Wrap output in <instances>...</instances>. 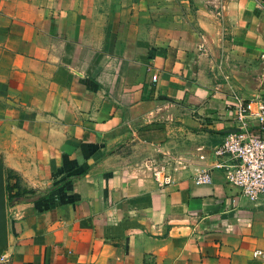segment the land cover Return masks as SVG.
I'll return each instance as SVG.
<instances>
[{"label":"crops","instance_id":"crops-1","mask_svg":"<svg viewBox=\"0 0 264 264\" xmlns=\"http://www.w3.org/2000/svg\"><path fill=\"white\" fill-rule=\"evenodd\" d=\"M260 6L0 0V156L35 191L0 264H264V197L215 154L234 96H264Z\"/></svg>","mask_w":264,"mask_h":264},{"label":"built area","instance_id":"built-area-1","mask_svg":"<svg viewBox=\"0 0 264 264\" xmlns=\"http://www.w3.org/2000/svg\"><path fill=\"white\" fill-rule=\"evenodd\" d=\"M234 98L232 128L239 130L228 132L215 149L217 157L229 159L218 162L216 167L223 169L227 184L237 187L250 201L258 202L264 197V96L235 95ZM168 169V165L161 162L152 165L153 177L161 187L174 182L173 173ZM212 177V170H206L198 172L194 180L198 184L211 183ZM15 215L20 217L21 211L17 210ZM254 256H264V252L258 249Z\"/></svg>","mask_w":264,"mask_h":264},{"label":"water","instance_id":"water-1","mask_svg":"<svg viewBox=\"0 0 264 264\" xmlns=\"http://www.w3.org/2000/svg\"><path fill=\"white\" fill-rule=\"evenodd\" d=\"M238 130L239 128H230L228 132ZM8 244L9 222L5 181V164L2 156H0V259L5 255Z\"/></svg>","mask_w":264,"mask_h":264},{"label":"trees","instance_id":"trees-1","mask_svg":"<svg viewBox=\"0 0 264 264\" xmlns=\"http://www.w3.org/2000/svg\"><path fill=\"white\" fill-rule=\"evenodd\" d=\"M11 178H15V176L9 174L8 172H5L6 194L8 204L26 201L30 197L29 194L35 193L34 190L23 188L18 180L11 182ZM41 196L42 193H40L36 199L41 198Z\"/></svg>","mask_w":264,"mask_h":264},{"label":"rangeland","instance_id":"rangeland-1","mask_svg":"<svg viewBox=\"0 0 264 264\" xmlns=\"http://www.w3.org/2000/svg\"><path fill=\"white\" fill-rule=\"evenodd\" d=\"M7 208H8V204H7Z\"/></svg>","mask_w":264,"mask_h":264}]
</instances>
